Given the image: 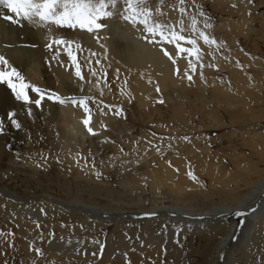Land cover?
<instances>
[{"label":"rangeland","instance_id":"1","mask_svg":"<svg viewBox=\"0 0 264 264\" xmlns=\"http://www.w3.org/2000/svg\"><path fill=\"white\" fill-rule=\"evenodd\" d=\"M155 1H159L156 5L162 7L173 0H164L163 5L160 0ZM207 3H199V6L211 17L213 28L210 32L219 40L221 32L217 33L218 29L215 28L225 23L228 17L218 15ZM169 12L166 11L167 15L162 18L175 20V13ZM192 13H195V7L192 8ZM200 23L202 24V19ZM35 30L34 33H39V30ZM101 32H105L107 39L116 32L121 45L145 43L136 39L139 33L120 22H109L108 28ZM235 38L237 46L227 44L231 51L235 48L243 49V52L248 54L255 51L254 45L246 41V36L237 35ZM225 41L227 42L228 38H225ZM259 52L263 50L259 49ZM230 57L242 63L239 56L232 54ZM94 61L95 59L93 67H102L108 74L109 87L105 88V94H111L117 103H108V100L103 98L106 95L101 96L98 89L93 90H97V94H82L93 96L97 100V104L89 102L92 109L91 119L100 114L101 110L104 114H111L110 121L103 127L102 133H98L96 126L90 123L98 133L97 136L88 135L83 124L77 127L76 131H69L67 126L70 122L60 112L62 106L54 105L47 99L42 102V110L31 105L32 116H29V106L17 101L6 85H0V90L6 98L8 97L0 109V122L5 126V133L0 135V252L6 253L0 255V264L5 260L8 264H30L32 259H38L39 264H52L53 261L55 264H67L69 260L74 264H259L264 257V221L260 225H250L249 237L244 247L237 245L235 234L234 241L224 249L220 248L219 242L224 237L228 224H240L234 215L227 216L225 222L218 224V228H198L204 230L201 232L196 230L197 227L184 223L172 224L174 219L166 213H159L157 217L161 219L151 222H148L146 214L153 208L173 205L194 211L236 205L254 186H245V179L254 180L264 174V160L260 156V153H264V105H255L257 102L253 101L251 107L249 96L244 95L249 101V104L245 105L247 107L230 110L216 100L206 105L201 113V104L196 99V92L189 91L181 97L172 94V102L166 101L162 93L156 92V100L147 101L148 105L142 107L136 105L134 92L129 87L122 88L125 82L123 83L121 78H115L116 73L112 66L107 68L102 62L96 66ZM9 64L13 66L10 62ZM82 70L87 71V67H82ZM219 70L218 74L229 76L226 69ZM21 74L30 84L57 92L61 96L70 95L56 90L54 85L39 84L22 72ZM39 79L43 83L47 82L42 74ZM117 84L120 91L117 90ZM189 87L194 90L193 86ZM204 91L211 97L210 87ZM129 93L131 103L128 102ZM260 94L264 95L262 92ZM31 96L34 94L30 92ZM160 99H163L164 103H159ZM104 104L111 105L112 111L104 109ZM179 106L183 111L176 112ZM63 107L73 108L71 105ZM117 107L124 110L121 116L114 115ZM153 108L158 111L150 114ZM261 110L262 112H259ZM51 111L53 114L49 113ZM210 111L213 112L207 114ZM10 112L16 113V119L22 125L19 131L10 125ZM152 133L156 134L155 137ZM185 135L191 137V143L179 139ZM160 137L166 139L161 142ZM168 137L175 139L169 141ZM137 140L139 144L134 145L133 141ZM146 140L161 144L163 159L154 150H149L141 165H126L131 171L121 168L120 160L112 159L132 158L122 156L120 147L128 153H131L134 147L138 148L137 154L142 155L147 147ZM170 143L171 147L168 146ZM256 149L260 153L256 152ZM42 156L47 157V160L42 159ZM175 160L183 161L188 169L191 165L193 174L204 187L196 183L186 187L185 191L178 192L177 196L176 192L167 186L152 187L148 181L133 184L140 181L144 172L156 169L160 163L163 165L159 166L173 169ZM165 161H171L172 167ZM199 161L218 163L217 181L211 178L209 171L196 168ZM93 163L96 170L102 173L103 179L97 180L91 174ZM246 167L253 169L247 174L248 177H245ZM222 171L226 172V176L221 174ZM226 189L233 191L237 198L232 200L215 196V191ZM79 205H91L103 210L104 214L90 216L89 213L78 210ZM117 212H123L124 216H109ZM36 222L40 224V228H36ZM206 235H210V238H204ZM69 239L72 246L66 247ZM77 240L80 241L79 247L85 255H74L73 249ZM13 244L15 246L11 247ZM29 245L40 247L46 259L36 258L34 253L29 251ZM101 245L104 246L102 255ZM92 253L97 255L93 256Z\"/></svg>","mask_w":264,"mask_h":264},{"label":"bare ground","instance_id":"2","mask_svg":"<svg viewBox=\"0 0 264 264\" xmlns=\"http://www.w3.org/2000/svg\"><path fill=\"white\" fill-rule=\"evenodd\" d=\"M202 2H208L207 4L210 8L212 7V10L217 12L218 15L228 17L225 23H221L217 28H215L218 29L217 33L221 32L219 40H223L226 45L229 44L235 47L238 45L235 37L237 35H244L247 37L246 41H249V43L254 45L255 51H252L249 56H246L240 49H232L231 55L233 54L239 56L242 61L241 64L243 65L242 69L236 66V61L231 57L228 60H225L222 59L221 56H217L216 63L218 64V70L205 67L203 70L205 81H201L199 79V69H197V73L194 75V83L191 85H189L186 78L181 79L176 73L177 68H179L181 72L187 68V61L184 58H177V65H172L171 61L164 57L163 54L159 52L158 48L153 50V48L146 43H130L128 45H121L116 32L109 35V39L105 38L108 37L105 32H100V43L105 44L108 49L107 59H105V53L100 47V43H97L96 38L90 34L81 33L79 30L73 32L68 29L56 30L54 34L65 35L68 39H75L81 44L82 48L94 51L97 55L93 58V60L99 58L107 68L112 66V68H114V72L117 68H120L121 81L124 83L125 80H127V84L122 85V88L129 87L134 92L135 96L133 97L137 101L136 105L145 107L148 105L146 103L147 101H153L155 99L154 94L157 92V87H159V92L162 93V96L169 102L173 101L171 96L172 94H178L181 97L183 95H187L189 91L196 92V99L200 101L201 104V113L205 110L206 105H210L212 101L214 102L216 100L219 101L222 106L225 104V107L230 110L243 108L245 105L249 104V101L244 98V95L249 96V105L251 107V102L253 101L257 102L255 105H264V95L261 96L260 94L261 92L264 94V0H254V3L251 6L246 3V0H196L197 5H199V3L202 4ZM155 3H159V1H155ZM174 3L178 4V0H173L170 4L162 6V10L164 12L168 10L170 12H174L177 17L178 12L174 11L172 8ZM187 3L191 4L192 0H187ZM232 5H236V7H232ZM249 11L252 13L251 17L248 16ZM5 14H8L7 10L3 6H0V16ZM232 18L236 19L232 20ZM188 22L190 23V20ZM34 30L35 29L26 24L25 26L20 27L11 25L3 19H0V55H3L13 66L28 76L33 82H37L39 84L42 83L46 86L54 85L56 90L65 94L67 93L72 95L71 93H78L82 95L87 94V92L90 94H97L100 92L97 90L93 91L95 88L90 89L88 84H85L84 90L80 91L78 87L79 81L75 78L74 69L69 66L67 56L63 54V49H60L61 54L53 60L55 46H53L52 50L46 49L45 44L47 41L43 31L39 30V33H34ZM35 31H38V29ZM225 38H228L227 42L225 41ZM24 45H35V47H25ZM251 46L252 45H250V47ZM167 47L169 49L172 48L171 45ZM259 49H262L263 52H259ZM202 50L205 54L204 62L207 64L212 58L207 54L208 49L206 46H202ZM258 52L260 53L259 55H257ZM84 55H87V52H85ZM80 57L82 62L83 56ZM61 61L64 64L63 67L60 66L59 62ZM128 69H131L130 74ZM219 69H226L229 76L218 74L220 72ZM41 74L42 77L46 78L47 82L43 83L41 81L42 79H39ZM82 74H84L86 78L88 77V71L82 70ZM217 84L218 87H216ZM116 86L117 90L120 91L121 89L119 88V84ZM189 86H193L194 90L190 89L192 87ZM209 87L212 92L211 97H208L204 91ZM105 91L103 95L106 96L103 98L107 99L108 103L117 104L115 101L116 99L114 100L111 94H109L110 96L105 94ZM7 98L2 90H0V109L1 105L5 104ZM125 102L127 101L125 100ZM251 107H249L250 110H253ZM155 108L150 111V114L157 113L158 110ZM3 110L5 109L3 108ZM176 110V112L183 111L180 106L179 108H176ZM51 112L49 113L53 114V112ZM60 112H62L66 120L70 122L68 126H66L71 132L76 131V128L82 125V120L86 118L84 112L80 109L62 107ZM212 112L213 111H210L207 114L210 115ZM259 112H262V110ZM110 117L111 114L108 115L100 113L91 119V124L96 126L98 133H102L104 130L103 127L109 123ZM102 124L103 127H101ZM262 140H264V138ZM256 152H258L257 149ZM260 156L264 160V153H260ZM159 165L163 164L160 163ZM159 165L156 169H149L144 172L140 181H135L133 184L148 181L152 187L167 186L170 190L176 192L175 194L185 191L188 186L196 185L194 181L188 178L187 172L189 169L183 161L175 160V166L173 169L168 167L164 168ZM196 168L198 170L205 169L209 171L211 178L214 181L218 180V163L208 164L206 162L199 161ZM237 168L238 166H236V169ZM175 169H178V171ZM244 169L247 171L245 177L253 170L250 167H246ZM225 173V171L221 172L222 175L226 176ZM249 184L254 185L253 188L249 189L248 192L234 206H230L229 204L227 206L224 205L223 207H209L208 210L194 211L191 210V208L185 209L179 207L178 205H173L160 209L153 208L150 213H155L156 215L152 218H149L150 216L147 215L146 217H148V222L158 221L161 218L157 217V215L161 212L166 213L167 216L174 219L172 224L184 223L185 225L191 227H197L196 230L202 232L204 230H200L198 228L203 226H205V228L209 226H217L218 228V224L225 222L226 217L232 215L234 211L245 210L249 206L255 207L256 211L245 218L243 225H238L235 222L228 224L227 231L222 240L219 242L220 248L224 247L225 249L232 243V241H234L233 237L237 234L235 238L237 245L242 248L247 243L250 225H254V223L255 225H260L264 221V174L257 176L254 180H249L248 178L245 179V186ZM227 185H229V183ZM1 192L9 194L5 191ZM232 192L226 189L222 191H215L214 194H216L215 196L217 197L223 196L222 198L233 200L236 199L237 196ZM77 207L78 210H81L86 214L89 213L90 216L93 217L104 214L102 212L103 210L101 211L91 205H79ZM109 216L122 217L124 215L123 212H117ZM198 216H204L206 218L203 223L196 219ZM209 236L210 235H206L204 238H210Z\"/></svg>","mask_w":264,"mask_h":264},{"label":"snow or ice","instance_id":"3","mask_svg":"<svg viewBox=\"0 0 264 264\" xmlns=\"http://www.w3.org/2000/svg\"><path fill=\"white\" fill-rule=\"evenodd\" d=\"M164 0H160V4L163 5ZM246 3L251 6L254 0H246ZM0 6H3L8 14L0 16V19L10 23L23 27L26 25L33 29L42 30L47 43L45 48L52 50L55 46V52L53 60H55L61 53L60 49H63V54L67 56L69 66L74 69V76L79 81L78 87L80 91L84 90V85L88 84L91 88L98 89L100 95L103 96L104 89L109 87L107 82V72L102 67H93V58L96 57V53L90 49L82 48L81 44L75 39H68L65 35H56V30L68 29L76 32L79 30L81 33H87L96 38L97 43H100V32L103 29L108 28L109 22H120L131 27L134 31L139 33L136 39L141 42H145L151 46L153 50L157 49L163 54L172 65H177V58H184L187 61V68L181 72L179 68L176 69L177 75L181 79H187L189 85L194 83V75L199 69V79L205 81L203 70L205 67L210 69H217L216 63L217 56H221L222 59L228 60L231 55V50L228 48L223 40H218L211 34L210 30L213 28L211 17L201 7L196 4V0H192V3H187V0H178V4H173L172 8L178 12V16L175 20L163 19L167 14L162 10L161 6H157L155 0H0ZM195 7V13H192V8ZM236 7V5H232ZM252 13L249 11L248 16L251 17ZM199 17V19H198ZM190 19V23L188 22ZM202 19V26L201 21ZM202 42V43H201ZM171 45L169 49L167 46ZM25 47H35V45H24ZM202 46H206L208 49V55L211 56V61L207 64L204 62V52ZM100 47L104 50L105 59H107L108 49L105 44L100 43ZM243 51V49H241ZM87 52V55L84 53ZM249 56L247 52L244 53ZM79 56H83V61L79 59ZM252 58V57H249ZM63 67V62H59ZM96 66L101 65L99 58L94 61ZM119 63V62H118ZM0 85H6L7 89L11 91V94L17 101L22 102L23 105L28 107V115L32 116L31 105H35L37 109L42 110V102L47 99L54 105L68 106L73 108L83 109L85 117L82 120L84 128L88 134L97 136L98 133L90 126L92 109L89 106V102L97 104V100L90 95H68L61 96L57 92L49 91L37 87L25 81L24 76L15 67L9 64V61L0 55ZM238 68H243V65L239 60L236 61ZM82 67H87L88 77L82 74ZM129 74L131 69H128ZM116 79H120L121 69L115 70ZM92 78H95L94 80ZM103 78V80H102ZM151 82V81H149ZM127 84V80H125ZM159 92V87L156 88ZM30 92L34 96L30 97ZM123 94V91H122ZM129 103H131V94L129 93ZM164 103L163 99L158 101ZM104 109L112 111V106L108 104L103 105ZM123 109L117 107L114 115L121 116ZM101 114L103 111L101 110ZM8 120L12 128L19 131L22 127L21 123L16 119V113H8ZM103 127V124L101 125ZM5 133V126L3 122H0V135ZM155 133L152 136L155 137ZM31 137L29 136V139ZM162 142L165 137H160ZM169 141L175 139V137H168ZM183 141L191 143V137L185 135L179 137ZM134 145L139 144V140L133 141ZM147 147L144 148L143 154L138 155V148L133 149L131 153L125 152L123 147L119 148L122 156H131L129 160H124L121 157L112 158L113 160H120V167L127 171H131L126 165L134 164L141 165L145 156L149 150H154L160 155L161 159L164 158V152L161 144L153 143L152 140H146ZM171 147V143L168 145ZM210 146V145H209ZM19 159V154H17ZM42 159L47 160V157ZM59 163V161H57ZM169 167H172L171 161H165ZM40 167V165H37ZM155 167V164H153ZM178 171V169H175ZM91 174L95 176L97 180L103 179L102 173L96 170L95 163L90 170ZM189 179L197 183L200 187H204L203 183L193 174L191 165L187 172ZM43 211V210H41ZM256 211L255 207L249 206L245 210H236L232 213L241 225L244 224L245 218ZM147 216L154 217L155 213L146 214ZM196 219L202 223L206 219L204 216H198ZM36 228H40V224L36 222ZM63 226V225H62ZM82 227V226H81ZM11 235V234H10ZM53 236V234H50ZM63 242V237H61ZM51 243V240H49ZM80 241H76V247L73 249L74 255L82 256L85 253L79 247ZM15 245H11L14 247ZM66 247L72 246V241L69 239L65 245ZM103 245L100 246V252L102 255ZM29 251L33 252L36 258L46 259L45 253L40 247L35 245H29ZM134 251V249H133ZM165 249V255H166ZM0 255H6L4 252H0ZM96 256V253H92ZM127 261V254L125 253ZM3 264H8L5 260ZM30 264H39L38 259H32ZM52 264H55L53 261ZM67 264H74L72 260H69ZM130 264V262H127ZM259 264H264V257L261 258Z\"/></svg>","mask_w":264,"mask_h":264}]
</instances>
